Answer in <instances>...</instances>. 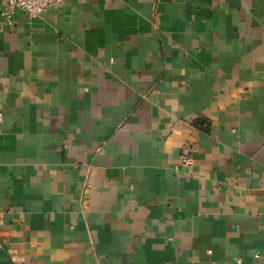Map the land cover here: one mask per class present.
I'll return each mask as SVG.
<instances>
[{"label": "crops", "instance_id": "crops-1", "mask_svg": "<svg viewBox=\"0 0 264 264\" xmlns=\"http://www.w3.org/2000/svg\"><path fill=\"white\" fill-rule=\"evenodd\" d=\"M2 13L0 264H264V0Z\"/></svg>", "mask_w": 264, "mask_h": 264}, {"label": "built area", "instance_id": "built-area-1", "mask_svg": "<svg viewBox=\"0 0 264 264\" xmlns=\"http://www.w3.org/2000/svg\"><path fill=\"white\" fill-rule=\"evenodd\" d=\"M65 0H1L3 7V15L6 19H11L16 10H22L29 18H36L42 16L53 6L64 3ZM3 121V114L0 113V122ZM193 148L185 146L182 151V164L190 166L192 159ZM178 169V168H177ZM211 253V251L209 252ZM237 264H241L242 260L237 259Z\"/></svg>", "mask_w": 264, "mask_h": 264}]
</instances>
